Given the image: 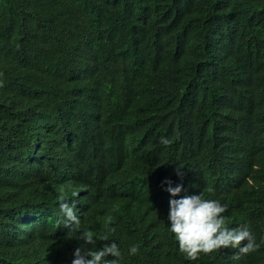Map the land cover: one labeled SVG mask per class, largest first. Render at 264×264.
<instances>
[{
	"label": "trees",
	"instance_id": "1",
	"mask_svg": "<svg viewBox=\"0 0 264 264\" xmlns=\"http://www.w3.org/2000/svg\"><path fill=\"white\" fill-rule=\"evenodd\" d=\"M201 193L259 249L189 261L169 201ZM85 230L117 264H264V0H0V264Z\"/></svg>",
	"mask_w": 264,
	"mask_h": 264
},
{
	"label": "clouds",
	"instance_id": "2",
	"mask_svg": "<svg viewBox=\"0 0 264 264\" xmlns=\"http://www.w3.org/2000/svg\"><path fill=\"white\" fill-rule=\"evenodd\" d=\"M160 142L168 145L170 141L161 137ZM177 174H180L179 168ZM170 184V182H168ZM182 186L169 187L167 191L172 196H177ZM170 231L178 242V248L189 261H195L200 254H210L224 248L238 249L236 255H247L259 249L255 237L247 225L229 228L226 225L225 213L228 206L218 200L203 199L200 195L187 196L169 201ZM62 214L61 223L64 227L78 228L81 219L76 211L75 202L60 203ZM80 240L84 242L74 252L72 264H117L121 251L116 242L105 243L103 247L97 248V241H109L107 235L96 237L90 230L80 232ZM247 241L244 246L242 242ZM91 247H87V246ZM95 249V250H94ZM132 255L139 251L137 245L129 249ZM108 257L114 259L109 260Z\"/></svg>",
	"mask_w": 264,
	"mask_h": 264
}]
</instances>
